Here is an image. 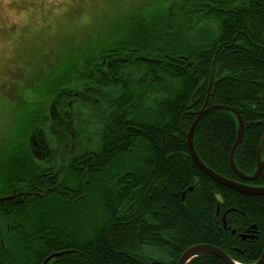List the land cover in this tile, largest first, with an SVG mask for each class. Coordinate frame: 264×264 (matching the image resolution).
<instances>
[{
  "label": "trees",
  "instance_id": "trees-1",
  "mask_svg": "<svg viewBox=\"0 0 264 264\" xmlns=\"http://www.w3.org/2000/svg\"><path fill=\"white\" fill-rule=\"evenodd\" d=\"M76 47L10 88L0 196L12 197L0 201V264H43L53 253L45 264H176L197 243L241 263L256 260L264 194L212 179L190 156L187 133L204 103L233 107L245 125L236 166L251 174L258 148L264 159V0L133 2L108 31ZM72 83L88 93L109 87L99 118L107 107L110 113L96 147L72 152L94 160L76 170L64 156L60 172V152L69 155L60 149V93ZM54 93L56 111L45 127L40 96ZM236 136L234 114L214 109L199 121L194 148L215 172L264 185V166L254 180L233 170ZM246 232L252 237L241 238ZM186 264L227 263L199 254Z\"/></svg>",
  "mask_w": 264,
  "mask_h": 264
},
{
  "label": "rangeland",
  "instance_id": "rangeland-1",
  "mask_svg": "<svg viewBox=\"0 0 264 264\" xmlns=\"http://www.w3.org/2000/svg\"><path fill=\"white\" fill-rule=\"evenodd\" d=\"M141 1L0 0V135L8 129L12 107L9 98L11 87L18 85L21 78L30 77L35 71L38 74L45 73L48 69L47 61L52 62L59 52L60 58L64 60L66 51H74L91 34L105 33L120 21V17L133 2ZM68 86L71 91L86 92L84 85L72 83ZM110 94L111 89L107 88L102 95H96L101 106ZM44 95L40 96L45 99L40 118L46 127L48 116L53 110L56 111L58 94ZM86 110L78 116L76 123L82 122L80 126L84 129V144L93 145L88 131L91 128L83 126L90 120ZM96 122V125L100 124L98 119ZM96 130L97 133L100 130L98 125ZM56 137L53 133L51 140L54 141Z\"/></svg>",
  "mask_w": 264,
  "mask_h": 264
},
{
  "label": "water",
  "instance_id": "water-1",
  "mask_svg": "<svg viewBox=\"0 0 264 264\" xmlns=\"http://www.w3.org/2000/svg\"><path fill=\"white\" fill-rule=\"evenodd\" d=\"M214 109H226L231 111L236 120H237V136L235 139L234 144L231 147V151H230V164L233 168V170L235 171V173L245 179V180H254L259 173L261 172L263 166H264V159H261L259 156V148H258V152H257V163H256V167L253 170V172L251 174H246L243 171H241L237 166L236 163L234 161V151L236 149V147L241 143L242 138H243V134H244V121L240 115V113L233 107L230 106H226V105H222V104H213V105H208V106H203L202 108H200L198 111H196L195 114V118L193 119L188 133H187V145H188V151L190 156L192 157V159L196 162V164L206 173L208 174L212 179L216 180L219 183L225 184L227 186H230L240 192L243 193H248V194H264V185H253L247 182H242L239 180H235V179H231V178H227L217 172H215L214 170H212L211 168H209L206 164H204V162L200 159V157L198 156V154L195 151L194 148V143H193V137H194V132L195 129L199 123V121L211 110ZM12 197V195L9 196H0V201L1 200H5ZM252 233L253 232H246V233H241L240 237L241 238H248V237H252ZM62 252H60L61 254ZM54 254L57 253H53L49 256L46 257V259L44 260L43 264L46 263V261L53 256ZM199 254H213L216 255L220 258H222L227 264H264V248L262 250V252L260 253L259 257L254 260L253 262L250 263H241L238 262L234 259H232L224 250H222L221 248L215 246V245H211L208 243H197V244H193L189 247H187L179 256L177 263L176 264H186L191 258L195 257L196 255Z\"/></svg>",
  "mask_w": 264,
  "mask_h": 264
},
{
  "label": "flooded vegetation",
  "instance_id": "flooded-vegetation-1",
  "mask_svg": "<svg viewBox=\"0 0 264 264\" xmlns=\"http://www.w3.org/2000/svg\"><path fill=\"white\" fill-rule=\"evenodd\" d=\"M97 90H100V88L97 89L96 86H94V90L91 89L90 93L80 92V91H70L67 93H60V128H61L60 130L63 131L62 133L60 132L62 138L61 148H65L64 152L69 154V155H63V154L60 155V172L63 169V164H65L64 162L66 161L69 162L73 160L74 168L76 170H79V168H81L80 163L86 162V158L87 160H91V159L94 160L95 158L92 155V157H86V158L84 157L80 159V157H77L79 155L76 156L72 155V152H74V150H77L81 146L88 147V149L90 150L89 152H91V149L96 147V142L97 139L100 137L101 130H103V128L105 127L104 121L107 117H109L110 111L107 107L106 116L103 117L102 119L99 118L100 117L99 110L101 109L102 106L100 105V101L97 100L98 97H96V95L97 96L102 95V93L100 91L97 92ZM110 98L111 95L107 99H105V101ZM85 100L89 101L90 110L88 115H90V120L88 121L87 124L84 123L85 125L83 126H88L89 128H91L90 130L88 129V131L91 133L89 138L90 140L93 141V145L84 144V140H85L84 139L85 137L83 135L84 129L81 130V126H80L82 125V122L78 121V124L76 123L78 116L81 115L86 110V108H84ZM203 106H208V105L204 103L200 108H202ZM97 119L100 122V124L99 123L97 124L100 128L98 133L96 130ZM64 156H69V158L66 161H64L67 158ZM53 175L55 174L46 175L45 178L50 179ZM82 184L83 186L89 187L91 184L90 179L88 178L83 179ZM81 188H82L81 186L76 187L77 192H79ZM80 195L81 193H78V196Z\"/></svg>",
  "mask_w": 264,
  "mask_h": 264
},
{
  "label": "bare ground",
  "instance_id": "bare-ground-1",
  "mask_svg": "<svg viewBox=\"0 0 264 264\" xmlns=\"http://www.w3.org/2000/svg\"><path fill=\"white\" fill-rule=\"evenodd\" d=\"M263 81V80H262ZM145 98V97H144ZM240 113V112H239ZM147 163V162H146ZM139 166V165H138ZM149 178V177H148ZM256 195V194H255ZM93 223V222H92ZM162 263V262H161Z\"/></svg>",
  "mask_w": 264,
  "mask_h": 264
}]
</instances>
